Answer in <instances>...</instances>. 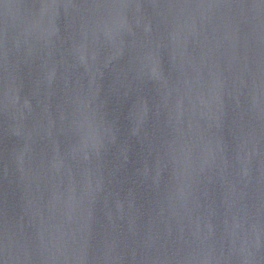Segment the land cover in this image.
<instances>
[{
    "label": "water",
    "instance_id": "water-1",
    "mask_svg": "<svg viewBox=\"0 0 264 264\" xmlns=\"http://www.w3.org/2000/svg\"><path fill=\"white\" fill-rule=\"evenodd\" d=\"M0 264H264V0H0Z\"/></svg>",
    "mask_w": 264,
    "mask_h": 264
}]
</instances>
